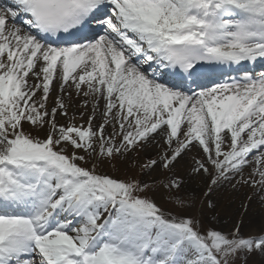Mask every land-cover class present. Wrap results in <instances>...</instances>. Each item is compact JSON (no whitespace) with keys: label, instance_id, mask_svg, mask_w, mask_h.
<instances>
[{"label":"snow or ice","instance_id":"1","mask_svg":"<svg viewBox=\"0 0 264 264\" xmlns=\"http://www.w3.org/2000/svg\"><path fill=\"white\" fill-rule=\"evenodd\" d=\"M257 61L264 0H0V264H264Z\"/></svg>","mask_w":264,"mask_h":264},{"label":"rangeland","instance_id":"2","mask_svg":"<svg viewBox=\"0 0 264 264\" xmlns=\"http://www.w3.org/2000/svg\"><path fill=\"white\" fill-rule=\"evenodd\" d=\"M73 111H75V110L74 109L70 110V115L72 114ZM57 119L60 122H63V118L57 117ZM77 122L78 123L80 122L78 113H77ZM104 167H105L106 171H109V172L111 171V169L108 168L107 165H105ZM154 175H159V173H155ZM252 191H253L252 189H249V188H246V187H241L238 191L231 190L230 191L231 197L226 196V197H229L228 200H226V197L225 198H223V197L219 198L218 201H217V207H216V210H215L216 213L218 214V216L220 217L222 210L224 212L228 213V209H232L233 210L236 207L240 208V213H241L242 212L241 205L247 201V194H251ZM162 195H164L163 190L159 189L158 192H157L158 198L160 196H162ZM158 202H162V201L158 200ZM251 212H252V214H255L256 221L259 224V220H260V216H261V209L258 206V203H257V200H256L255 197L253 198V201H252V204L250 206L248 215H251ZM230 227H231V225H228V226L225 225V229L226 230H227V228H230ZM245 231H247V229H245Z\"/></svg>","mask_w":264,"mask_h":264},{"label":"bare ground","instance_id":"3","mask_svg":"<svg viewBox=\"0 0 264 264\" xmlns=\"http://www.w3.org/2000/svg\"><path fill=\"white\" fill-rule=\"evenodd\" d=\"M230 191H231V190H228V191H226V192L221 193L220 196H219V198H221V197L225 198L226 196L231 197ZM198 194H199V193H198ZM229 197H226V200H228ZM213 199H216V196H215V195L213 196ZM252 215H253V214H252V212H251V215H247V216L244 217V219H245V225H246L245 229H247L248 219H249V217L252 216ZM239 216H240V208L236 207V208H234L233 210H232V209H228V213H226V212H224V211L222 210V211H221V215H220L219 218H220V220H221V224H223L224 226H225V225L228 226V225H232V223H233L235 220H237V219L239 218ZM225 221H227L226 224H224ZM257 224H258V222H257ZM257 259H258V258H257Z\"/></svg>","mask_w":264,"mask_h":264}]
</instances>
